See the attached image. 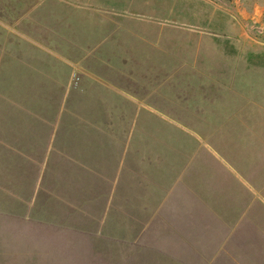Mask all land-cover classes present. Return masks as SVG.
<instances>
[{
    "label": "rangeland",
    "instance_id": "rangeland-1",
    "mask_svg": "<svg viewBox=\"0 0 264 264\" xmlns=\"http://www.w3.org/2000/svg\"><path fill=\"white\" fill-rule=\"evenodd\" d=\"M264 264V0H0V264Z\"/></svg>",
    "mask_w": 264,
    "mask_h": 264
},
{
    "label": "crops",
    "instance_id": "crops-1",
    "mask_svg": "<svg viewBox=\"0 0 264 264\" xmlns=\"http://www.w3.org/2000/svg\"><path fill=\"white\" fill-rule=\"evenodd\" d=\"M251 264H260V262L257 260H254V261H251Z\"/></svg>",
    "mask_w": 264,
    "mask_h": 264
}]
</instances>
